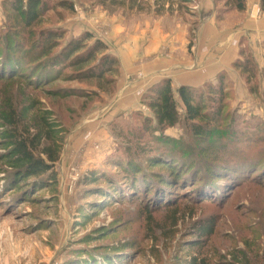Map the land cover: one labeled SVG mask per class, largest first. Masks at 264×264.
Listing matches in <instances>:
<instances>
[{"label":"rangeland","instance_id":"obj_1","mask_svg":"<svg viewBox=\"0 0 264 264\" xmlns=\"http://www.w3.org/2000/svg\"><path fill=\"white\" fill-rule=\"evenodd\" d=\"M129 1L44 0L49 9L41 27L36 30L63 29L66 36L63 45L84 32L99 39L108 34L118 42V48L124 39L133 35L132 32L142 31L146 22L152 27L157 24L154 19L156 0H137L143 4L140 6L143 9L150 6V12L137 14V17L124 9V3ZM184 1L187 2L186 9L180 7V12L175 14L180 6L176 3L177 7L168 8V15L174 19L179 13L190 17L193 8H189V4L195 2ZM222 3L221 11L234 5L228 6L227 1ZM260 4L253 8L260 10L257 9ZM252 10L248 13L249 18H264V13L252 15ZM5 22L6 15L0 12V26ZM116 25L119 30L123 28L117 34L120 37H114ZM107 40L104 43L112 53ZM191 51L196 53V45L191 44ZM246 52L248 55L244 58L253 59L251 51ZM120 69L113 93L103 95L106 101L94 100L88 111L84 100L65 96L54 99L46 95L48 90L97 89L94 82L71 80L76 71H66L61 81L45 92L35 90L26 78H0V157L11 150L4 148L1 135L6 128L1 116L9 114L10 109L25 117L26 123H33L34 117L43 116L44 112L57 113L62 120L61 126L68 129L66 135H59L64 142L60 161L55 166L57 181L49 188L31 193L33 180H30L17 192H4L5 178H9L5 175L13 170L8 162H0V264H264V145L238 147L235 162L247 161L251 156L253 159L263 158V163H254L255 166H249L250 162L243 163L248 169L243 171L247 176L245 182L230 194L224 180L208 178L204 185L209 197L202 199L190 178L189 185L185 182L168 183L165 196L158 200L162 203L156 204L152 194L148 198L144 192L131 195L124 172L117 167L125 159L120 156L124 155L126 144L113 136L115 147L107 154L109 149L106 150L103 143L110 139L103 137L113 135L112 126L119 122L117 133L123 131L126 138L134 137L132 147L137 154L130 157L147 166L146 157L150 158L148 151L153 139L135 140V134L145 120L136 114L151 117L143 98L153 86L127 109L118 107L119 99L114 95L120 85ZM247 88L252 94L249 84ZM252 95L259 98V102L250 97L246 105H235L234 92L226 102L225 113L229 120L223 129L235 132V137L240 140L264 139V133L255 131L257 126L264 129V93L262 97ZM115 106L117 111L113 114L111 110ZM72 109L77 111L76 116H72ZM179 109L184 114L182 105ZM85 126L89 129L86 130ZM164 135L187 141L188 133L181 124ZM119 143H123V148L115 155ZM141 147L147 154L141 155L137 149ZM240 164L236 167L238 170H241ZM98 171L107 173L114 187L110 188L104 181L92 184L91 176ZM154 173L157 180H163L170 172L157 166L148 171L149 175ZM97 186L108 189L106 193L110 198L92 196L89 192ZM26 193L27 197L15 201L20 194L24 197ZM97 204L100 208L94 209ZM212 224L215 233L207 236V228Z\"/></svg>","mask_w":264,"mask_h":264},{"label":"trees","instance_id":"obj_2","mask_svg":"<svg viewBox=\"0 0 264 264\" xmlns=\"http://www.w3.org/2000/svg\"><path fill=\"white\" fill-rule=\"evenodd\" d=\"M177 1L187 4L184 0ZM213 1L218 17L234 8L244 12L247 7V0H224L228 6L234 5L221 11L220 5L224 7V1ZM70 6L74 9V5ZM261 7L264 11V0ZM1 8L6 15V22L0 26V78H26L35 90L45 92L48 87L60 82L66 71H76L77 73L70 77L71 80L94 82L97 89L48 90L46 95L54 99H63L65 96L84 100L86 111L93 106L94 100L104 101L103 95L113 93L120 65L103 40L84 32L63 45L66 38L63 29L37 31L36 28L41 27L49 9L44 0H3ZM246 54V51H241L242 57ZM235 68L247 77L252 94L258 95V71L254 61L250 58L236 61ZM219 77L216 84H208L201 89L189 86L175 89L171 80H165L145 94L143 103L151 112V117L136 114L145 120L140 131L135 134V140L143 141L147 137L153 139L148 151L150 158L146 157L147 166L130 157L136 153L132 147L135 143L134 137L126 138L123 131L117 133L119 122L112 126L115 139L126 144L123 148V143H119L120 147L115 155L121 152V148L125 149L124 155L120 157L126 160L119 162L117 167L124 172L131 195L144 192L148 198L152 194L156 204L162 203L158 200L165 196L168 183L185 182L189 185L190 178L199 189L202 199L209 197V191L205 190L204 185L208 178L224 180L226 190L230 194L245 182L247 176L243 171L248 169L243 167V163L250 162L249 166H255L254 163L264 158L260 160L249 156L247 161L235 162L239 146L264 145V139L240 140L235 137V132L229 133L223 129L225 122L229 120L225 113L226 102L232 96L233 86L224 74ZM180 105L183 106L184 114L180 113ZM8 112L9 114L3 113L1 116L6 127L1 135L4 148L11 150L0 157V162H8L13 171L5 175L9 178H5L4 192H17L30 180H33L31 193L55 185V166L60 161L64 142V138L59 135H66L68 132V129L61 126V117L48 111L44 112L43 116H35L33 123H26L25 117L17 114L15 109ZM71 114L76 116L78 113L72 109ZM52 117L54 120H51ZM181 124L188 133L187 141H178L164 135L167 130ZM255 131L264 133L261 126H257ZM137 149L141 155L147 154L144 147ZM262 163L263 161L260 164ZM239 164L241 170L236 168ZM157 166L170 172L163 180H157L155 173L148 174L151 168ZM201 174L203 176L200 177ZM153 179L157 182H151ZM99 181H104L110 188L114 187L110 176L102 171L96 172L90 179L95 185ZM107 190L97 186L89 193L92 196L110 198ZM27 195L28 193L23 197L20 194L15 201ZM93 208H100V205H94ZM214 228V224L207 228V236L215 233Z\"/></svg>","mask_w":264,"mask_h":264},{"label":"crops","instance_id":"obj_3","mask_svg":"<svg viewBox=\"0 0 264 264\" xmlns=\"http://www.w3.org/2000/svg\"><path fill=\"white\" fill-rule=\"evenodd\" d=\"M193 2L195 3L189 4V8L191 6L193 8L190 17L179 13L174 19L168 15V8L177 7L176 3H178L180 6L174 12L178 14L180 7L185 8L186 3L182 4L176 0L154 1V19L157 20V24L152 27L150 23L147 26L146 22L142 31L137 29L132 32L133 35L124 39L123 44L118 48L116 47L118 42H115V38L110 35L101 38L103 41L108 39L107 43L112 54L120 60V85L114 95L119 99L118 107L127 109L138 101L146 89L165 80H173L175 89L182 86L199 89L208 84H216L219 76L223 74L232 83L235 105L238 103L246 105L250 97L259 102V98L255 99L248 92L247 77L235 68V63L245 59L241 56L242 50L251 51L253 56L251 59L257 63H255L258 70L256 84L261 96L264 93V18L253 20L249 18L248 13L262 0H247L244 12L234 8L225 12L222 17L217 16L213 0ZM124 4L126 5L124 9L132 12V16L137 17V14L150 12V6L148 9H143L140 7L143 4L138 3L137 0H130L129 3ZM257 9H260L259 13L255 11V7L252 10V13L255 11V16L264 13L261 11V4ZM0 12H3L1 4ZM114 27L116 28L114 37H120L117 34H120L123 28L120 27L119 30V26ZM191 44L196 45L195 54L191 51ZM139 73L142 75L139 76ZM115 110L117 111L116 106L111 110L113 114H116ZM88 127L84 128L87 130ZM110 137H103L105 140L110 139L103 143L104 148L109 149L107 154H110L115 147L113 141L116 140L112 133Z\"/></svg>","mask_w":264,"mask_h":264},{"label":"built area","instance_id":"obj_4","mask_svg":"<svg viewBox=\"0 0 264 264\" xmlns=\"http://www.w3.org/2000/svg\"><path fill=\"white\" fill-rule=\"evenodd\" d=\"M255 11H256V10H255ZM255 11H253L252 15H254V14H255ZM259 12H260V10H258V11H257V13H259ZM254 16H255V15H254Z\"/></svg>","mask_w":264,"mask_h":264}]
</instances>
